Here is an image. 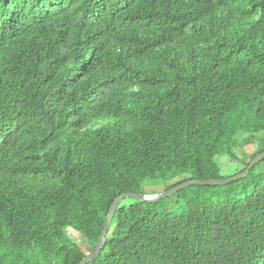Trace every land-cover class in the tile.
Instances as JSON below:
<instances>
[{
  "label": "trees",
  "instance_id": "obj_1",
  "mask_svg": "<svg viewBox=\"0 0 264 264\" xmlns=\"http://www.w3.org/2000/svg\"><path fill=\"white\" fill-rule=\"evenodd\" d=\"M260 133L264 0H0V264H79ZM263 162L124 200L89 264H264Z\"/></svg>",
  "mask_w": 264,
  "mask_h": 264
},
{
  "label": "water",
  "instance_id": "obj_2",
  "mask_svg": "<svg viewBox=\"0 0 264 264\" xmlns=\"http://www.w3.org/2000/svg\"><path fill=\"white\" fill-rule=\"evenodd\" d=\"M264 161V152L257 155L250 163L249 167L243 171L242 173H240L239 175L229 178V179H218V180H197V181H186L178 186H175L169 190L163 191L160 194L157 195H148L145 193H138V194H123L121 196H119L118 198L115 199V201L113 202L109 213L106 217L105 220V224H104V228L102 231V234L100 236V239L98 241V243L95 245L94 249L86 255V257L79 263V264H89L91 262H93L94 260H96L99 255L101 254V252L103 251L106 242H107V235L109 233V231L111 230V226H112V220L113 217L116 213V211L118 210L120 204L126 200V199H134L140 203H158L160 201H163L165 199H168L170 197H172L173 195L188 189L190 187L193 186H207V187H217V186H226L229 185L231 183L237 182L239 180L245 179L249 176L250 172L252 169H254V167L259 164L260 162Z\"/></svg>",
  "mask_w": 264,
  "mask_h": 264
},
{
  "label": "rangeland",
  "instance_id": "obj_3",
  "mask_svg": "<svg viewBox=\"0 0 264 264\" xmlns=\"http://www.w3.org/2000/svg\"><path fill=\"white\" fill-rule=\"evenodd\" d=\"M255 143L253 145H248L244 149L242 148H237L234 151V154L237 157V161L232 163L226 156H218L216 158V164L220 170L219 176L221 179H229L232 177H235L242 173V167L245 163H248L251 158L258 152L262 151L264 149V134L260 133L256 136H254ZM264 169V162L261 164V166L258 168ZM179 179L182 181L184 177H179ZM180 180L178 182H180ZM177 182V181H176ZM172 182L168 183V186L171 185ZM165 187L162 184L159 185H153V186H148L146 189V193L148 195H157L163 192ZM154 193V194H153ZM175 197H170L168 199H165L164 204L168 206L169 204L172 205L174 203ZM134 202L130 200H125L123 202V207L128 208L132 206ZM69 235L74 239V241L80 246V248L86 253H90L93 246L85 240L83 237H81L79 234L73 232L72 230L70 231Z\"/></svg>",
  "mask_w": 264,
  "mask_h": 264
}]
</instances>
